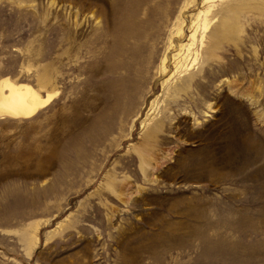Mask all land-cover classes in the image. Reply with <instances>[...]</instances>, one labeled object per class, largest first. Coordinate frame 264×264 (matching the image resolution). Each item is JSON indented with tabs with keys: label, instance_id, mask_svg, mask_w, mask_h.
Instances as JSON below:
<instances>
[{
	"label": "rangeland",
	"instance_id": "rangeland-1",
	"mask_svg": "<svg viewBox=\"0 0 264 264\" xmlns=\"http://www.w3.org/2000/svg\"><path fill=\"white\" fill-rule=\"evenodd\" d=\"M6 78L53 99L0 117V264H264V0H0Z\"/></svg>",
	"mask_w": 264,
	"mask_h": 264
},
{
	"label": "bare ground",
	"instance_id": "bare-ground-1",
	"mask_svg": "<svg viewBox=\"0 0 264 264\" xmlns=\"http://www.w3.org/2000/svg\"><path fill=\"white\" fill-rule=\"evenodd\" d=\"M213 1L214 0H204V4H210V2ZM208 12V8L204 11H199L194 19L190 21L189 29L191 31L189 32V39L186 43L181 42L184 40L183 37L185 36L186 27V25H184L185 21H182L163 49H158L156 47L150 48L157 51L152 60H148V65L146 67L147 74L152 73L153 63L159 60L158 72L161 75L171 73L170 79L167 80V82L174 78L186 79V83L189 81L191 76L188 75V72H190L197 60L196 46L198 44L203 45L204 33H206L208 29L209 23L206 19V14H208ZM138 14L139 13H135L133 15ZM160 15L162 16V13L159 14V16ZM163 27L164 23L162 22L159 27L153 31L154 40L157 41L159 39L158 36L162 34ZM154 32H156L155 35ZM141 33L148 36L151 33V29L145 27L143 31L136 33V35H140ZM161 49L162 52L160 54ZM185 82H183V85L177 87L178 91L188 87ZM52 96V94H47V96L41 97L30 85L16 84L8 78L3 79L0 81V117L12 119L31 118L36 115L39 110L52 102ZM158 127L160 126L157 125L156 128Z\"/></svg>",
	"mask_w": 264,
	"mask_h": 264
}]
</instances>
